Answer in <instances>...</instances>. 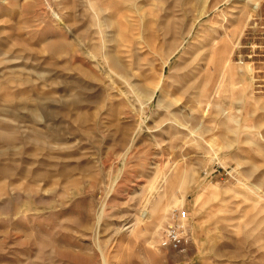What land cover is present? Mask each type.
Segmentation results:
<instances>
[{"label": "rangeland", "instance_id": "obj_1", "mask_svg": "<svg viewBox=\"0 0 264 264\" xmlns=\"http://www.w3.org/2000/svg\"><path fill=\"white\" fill-rule=\"evenodd\" d=\"M0 264H264V0H0Z\"/></svg>", "mask_w": 264, "mask_h": 264}, {"label": "bare ground", "instance_id": "obj_2", "mask_svg": "<svg viewBox=\"0 0 264 264\" xmlns=\"http://www.w3.org/2000/svg\"><path fill=\"white\" fill-rule=\"evenodd\" d=\"M196 40L197 43L193 42L195 43L194 45L195 51H198V55L201 56L198 57V61L195 60L197 62L196 65H192L188 71L186 70V72L183 74L182 79L186 80V82L188 83L187 85H192L195 88H202L203 87L202 85L206 82L209 83V81L211 82H213L214 80L217 81L220 75L219 74L220 63L216 58L217 43H215L216 37L214 33L207 34L204 32L202 35L197 37ZM172 53L173 52L170 53V55L162 64L161 72L163 74H165V69L169 64ZM184 69H188V68L183 67V70ZM212 72L216 74L213 75ZM202 92L203 93L201 94H205L206 97L209 96V92L206 91V88L205 89L203 88ZM151 98L152 95H150L149 100ZM156 205H157V209L160 210L159 204Z\"/></svg>", "mask_w": 264, "mask_h": 264}, {"label": "built area", "instance_id": "obj_3", "mask_svg": "<svg viewBox=\"0 0 264 264\" xmlns=\"http://www.w3.org/2000/svg\"><path fill=\"white\" fill-rule=\"evenodd\" d=\"M189 217L188 209L179 210L172 215L161 237L162 247H170L180 251L186 250L188 243L186 229L189 223Z\"/></svg>", "mask_w": 264, "mask_h": 264}]
</instances>
